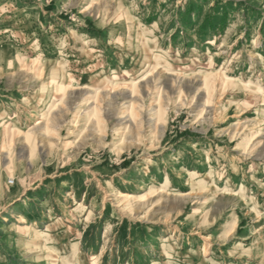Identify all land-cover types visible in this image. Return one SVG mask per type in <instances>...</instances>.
Listing matches in <instances>:
<instances>
[{
    "label": "rangeland",
    "instance_id": "1",
    "mask_svg": "<svg viewBox=\"0 0 264 264\" xmlns=\"http://www.w3.org/2000/svg\"><path fill=\"white\" fill-rule=\"evenodd\" d=\"M0 264H264V0H0Z\"/></svg>",
    "mask_w": 264,
    "mask_h": 264
},
{
    "label": "bare ground",
    "instance_id": "2",
    "mask_svg": "<svg viewBox=\"0 0 264 264\" xmlns=\"http://www.w3.org/2000/svg\"><path fill=\"white\" fill-rule=\"evenodd\" d=\"M215 81L216 80H215V76L214 75H210V74L206 75L204 80H203L204 88H206V90L208 92L210 91L211 93H213L215 91V89H216ZM228 83H229L228 80L224 79V86H226ZM222 88H223V86H222ZM209 100H210V98H209ZM28 135H30V134H27V137H29ZM188 175L191 177L189 180H193L195 175H196V171L195 172H190ZM188 175L181 174L180 179L183 180ZM242 190H243V186H241V189H240L239 192H241ZM208 251H209L208 243H205L204 248H203V252H208Z\"/></svg>",
    "mask_w": 264,
    "mask_h": 264
}]
</instances>
